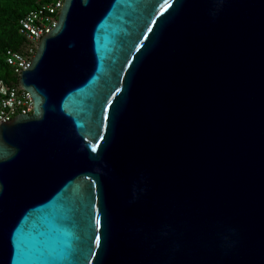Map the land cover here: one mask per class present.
<instances>
[{
  "label": "water",
  "instance_id": "95a60500",
  "mask_svg": "<svg viewBox=\"0 0 264 264\" xmlns=\"http://www.w3.org/2000/svg\"><path fill=\"white\" fill-rule=\"evenodd\" d=\"M18 84L0 264H264V0H64Z\"/></svg>",
  "mask_w": 264,
  "mask_h": 264
},
{
  "label": "built area",
  "instance_id": "2783aa9c",
  "mask_svg": "<svg viewBox=\"0 0 264 264\" xmlns=\"http://www.w3.org/2000/svg\"><path fill=\"white\" fill-rule=\"evenodd\" d=\"M63 3L64 0L37 3L36 8L20 18L18 33L24 40L23 44L17 50L7 49L4 55L17 82L0 80V123L8 122L18 114L31 113V96L19 86L18 78L29 67L40 38L56 25Z\"/></svg>",
  "mask_w": 264,
  "mask_h": 264
},
{
  "label": "trees",
  "instance_id": "16d2710c",
  "mask_svg": "<svg viewBox=\"0 0 264 264\" xmlns=\"http://www.w3.org/2000/svg\"><path fill=\"white\" fill-rule=\"evenodd\" d=\"M50 0H0V80L16 83L17 79L5 62L7 49H20L23 38L18 33L19 20L27 12L37 7V3Z\"/></svg>",
  "mask_w": 264,
  "mask_h": 264
},
{
  "label": "snow or ice",
  "instance_id": "6c2138e0",
  "mask_svg": "<svg viewBox=\"0 0 264 264\" xmlns=\"http://www.w3.org/2000/svg\"><path fill=\"white\" fill-rule=\"evenodd\" d=\"M96 149L95 148H93V151H95ZM97 223H99V221L97 222Z\"/></svg>",
  "mask_w": 264,
  "mask_h": 264
}]
</instances>
